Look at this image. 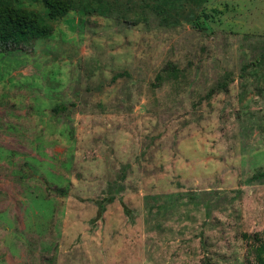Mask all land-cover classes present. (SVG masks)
I'll use <instances>...</instances> for the list:
<instances>
[{
	"label": "rangeland",
	"instance_id": "1",
	"mask_svg": "<svg viewBox=\"0 0 264 264\" xmlns=\"http://www.w3.org/2000/svg\"><path fill=\"white\" fill-rule=\"evenodd\" d=\"M116 2L0 53V264H255L264 0Z\"/></svg>",
	"mask_w": 264,
	"mask_h": 264
},
{
	"label": "trees",
	"instance_id": "2",
	"mask_svg": "<svg viewBox=\"0 0 264 264\" xmlns=\"http://www.w3.org/2000/svg\"><path fill=\"white\" fill-rule=\"evenodd\" d=\"M39 2L41 10L30 8L25 0H0V53L10 49H18L20 46L29 45L32 41L48 37L53 31V22L65 16L71 10H78L82 14L98 13L106 16L113 9L110 0H30ZM149 5L152 11L161 10V3H164L168 10L176 9L179 4L177 0H153ZM197 25H202L197 23ZM163 72L155 76V84L165 80L177 78L180 69L172 63H167ZM126 72L118 75L123 76ZM219 89H224L226 84H219ZM54 112L66 109L64 104H57L53 108ZM264 177V171L256 173L252 178L259 179ZM122 190V189H119ZM63 192V191H62ZM65 192V191H64ZM108 197V201L112 200ZM104 210V205H99L98 217ZM249 243L250 251L253 255L255 264H264V230L245 236ZM209 264V263H204Z\"/></svg>",
	"mask_w": 264,
	"mask_h": 264
}]
</instances>
